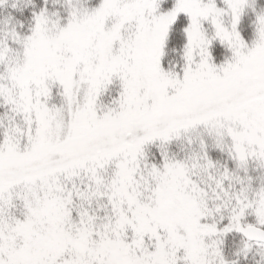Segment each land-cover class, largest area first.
I'll return each instance as SVG.
<instances>
[{
    "label": "snow or ice",
    "instance_id": "snow-or-ice-1",
    "mask_svg": "<svg viewBox=\"0 0 264 264\" xmlns=\"http://www.w3.org/2000/svg\"><path fill=\"white\" fill-rule=\"evenodd\" d=\"M0 264H264V0H0Z\"/></svg>",
    "mask_w": 264,
    "mask_h": 264
}]
</instances>
